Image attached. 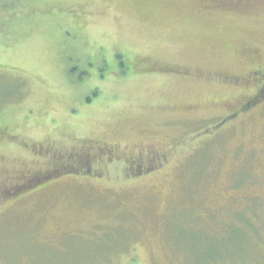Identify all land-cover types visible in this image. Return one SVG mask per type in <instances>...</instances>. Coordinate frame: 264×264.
I'll return each instance as SVG.
<instances>
[{"label":"rangeland","instance_id":"obj_1","mask_svg":"<svg viewBox=\"0 0 264 264\" xmlns=\"http://www.w3.org/2000/svg\"><path fill=\"white\" fill-rule=\"evenodd\" d=\"M259 69L264 0H0V264H264Z\"/></svg>","mask_w":264,"mask_h":264},{"label":"flooded vegetation","instance_id":"obj_2","mask_svg":"<svg viewBox=\"0 0 264 264\" xmlns=\"http://www.w3.org/2000/svg\"><path fill=\"white\" fill-rule=\"evenodd\" d=\"M235 79H237V81H239V82H243V81L246 82L247 81L248 83H252V84L254 83L255 86H256V89H254L255 91L251 90L249 92L251 94V96L249 97L248 101L245 104H243L241 107H238L235 110L236 113H232L231 115H229L227 117V119H229V122L230 121H234L235 119H237L238 116H241V115L248 114V113L252 112V110L254 108L259 107L260 103L264 102V70L263 69H259L257 71H254L250 75L248 74V76L247 75L244 76V77L238 76V78H235ZM100 150H102V149L100 148ZM102 154L103 155H101L100 157L104 158V156L106 155V152L104 151V152H102ZM60 169H54L53 171L49 170V172L45 171V173H43V175H40V177L38 179L45 180V179L49 178L50 176L55 177V176L59 175ZM150 169H152V168H150ZM150 169H145L144 166H139L138 171L139 172L140 171L144 172V170H150ZM31 180H33V179H31ZM20 191H21L20 188L17 187L15 193L16 192L17 193H21ZM5 193H7L9 195H15L14 193L7 192V191ZM256 196L257 195L251 193V195H249V196L245 195L243 197L240 196L238 198H236L234 196L233 200H237V199H240V198L241 199L245 198V199L250 200V201L253 200V202H254L253 203L254 204L253 211L256 212L255 210H256V208L258 206L256 204L257 202H255V201H258L257 200L258 196L257 197Z\"/></svg>","mask_w":264,"mask_h":264},{"label":"trees","instance_id":"obj_3","mask_svg":"<svg viewBox=\"0 0 264 264\" xmlns=\"http://www.w3.org/2000/svg\"><path fill=\"white\" fill-rule=\"evenodd\" d=\"M244 172H246V171H243L242 173L240 172V173H241V176H240L239 183H240V181L243 182L242 175H243ZM251 174H252V173H249L248 176L250 177ZM45 180H47V179H45Z\"/></svg>","mask_w":264,"mask_h":264}]
</instances>
